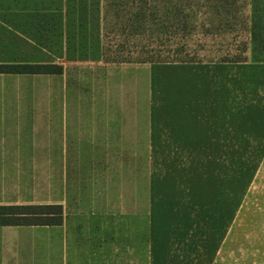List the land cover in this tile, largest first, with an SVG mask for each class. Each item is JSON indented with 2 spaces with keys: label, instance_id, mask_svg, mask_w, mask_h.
I'll list each match as a JSON object with an SVG mask.
<instances>
[{
  "label": "rangeland",
  "instance_id": "obj_1",
  "mask_svg": "<svg viewBox=\"0 0 264 264\" xmlns=\"http://www.w3.org/2000/svg\"><path fill=\"white\" fill-rule=\"evenodd\" d=\"M247 60H264V0H0V61L63 67L0 78V102L93 129L32 204L63 224L16 239L47 264H264V157L175 131L182 104L207 106L209 65Z\"/></svg>",
  "mask_w": 264,
  "mask_h": 264
},
{
  "label": "crops",
  "instance_id": "obj_2",
  "mask_svg": "<svg viewBox=\"0 0 264 264\" xmlns=\"http://www.w3.org/2000/svg\"><path fill=\"white\" fill-rule=\"evenodd\" d=\"M184 75L176 78L187 79ZM17 76L24 75L0 74L6 80ZM206 77L211 83L206 88L207 106L182 104L175 131L211 135L209 141L222 148L226 158L264 157V60L209 65ZM46 109L33 102H0V206L51 204L39 199L47 196L42 193L46 189L51 191L47 197L55 196V170L63 165L56 159L83 156L92 147L88 123L77 128L71 121L57 122L51 117L55 113L40 112ZM20 232L24 230L0 227V264H47L39 261L38 247L16 239Z\"/></svg>",
  "mask_w": 264,
  "mask_h": 264
},
{
  "label": "trees",
  "instance_id": "obj_3",
  "mask_svg": "<svg viewBox=\"0 0 264 264\" xmlns=\"http://www.w3.org/2000/svg\"><path fill=\"white\" fill-rule=\"evenodd\" d=\"M63 67L29 62L0 63V74L59 75ZM62 205H2L0 227L60 226L63 224Z\"/></svg>",
  "mask_w": 264,
  "mask_h": 264
}]
</instances>
